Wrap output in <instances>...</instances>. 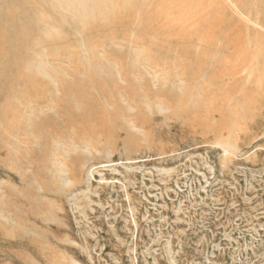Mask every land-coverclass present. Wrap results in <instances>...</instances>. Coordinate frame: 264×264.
<instances>
[{"label":"rangeland","instance_id":"obj_1","mask_svg":"<svg viewBox=\"0 0 264 264\" xmlns=\"http://www.w3.org/2000/svg\"><path fill=\"white\" fill-rule=\"evenodd\" d=\"M22 1L0 0V264H264L259 3L219 0L220 27L136 1L91 29L41 0L29 34Z\"/></svg>","mask_w":264,"mask_h":264},{"label":"bare ground","instance_id":"obj_2","mask_svg":"<svg viewBox=\"0 0 264 264\" xmlns=\"http://www.w3.org/2000/svg\"><path fill=\"white\" fill-rule=\"evenodd\" d=\"M38 1V3H37ZM41 0H23L21 3H19L18 7L20 9H26L29 12L27 13V15L29 16L30 14V18L28 21L26 20V24H22L21 23V29L22 31H26L30 28V32L31 33H38L42 31L41 28V21H43L44 16L42 14V12L39 11L38 8V4L40 5ZM46 6H47V12H50L52 14H56L58 11L63 10L66 11L69 15V17H64L66 19H63L61 16V22L62 23H66L68 21L73 22L75 25H77L79 27L80 26H84L87 28H91L94 26H105L108 24H112V23H116L119 22L120 20H127L129 19L133 13L135 12V3L136 1H140L141 4L146 1V0H42ZM156 1V0H155ZM155 1H152L155 2ZM159 1V0H158ZM231 1V0H230ZM226 2V1H225ZM256 2L259 3L260 7V12L259 14L264 15V0H256ZM159 3V2H158ZM212 7L217 5V8L214 7V15L216 17H219V21H218V25L220 24V27H222V25L226 24L225 23V17L223 16V14H221V11L219 13H216V9L219 10L220 8L222 9V4H220L219 0H161L160 4L158 8H161L159 10H161L165 16H173V18L175 19V21L178 24L181 25H187L188 21L194 19L192 16L194 15H198L200 13V11H202L203 9L205 10L206 6H211ZM251 4V3H250ZM42 5V4H41ZM224 5V4H223ZM237 5L240 6L242 9H245L246 7V3L245 0H237ZM153 6V5H152ZM42 7V6H41ZM40 7V9H41ZM45 7V6H44ZM151 8V7H150ZM45 9V8H44ZM240 9V8H239ZM241 9V10H242ZM213 10V9H212ZM248 10V9H247ZM156 11V10H155ZM46 12V14H47ZM146 13V12H145ZM225 13V12H224ZM15 14V13H14ZM45 14V16H46ZM143 14V13H142ZM160 14V13H158ZM162 14V13H161ZM163 14V15H164ZM48 15V14H47ZM150 15V14H149ZM200 15V14H199ZM227 15V14H226ZM26 15L24 14V17ZM50 16V15H49ZM58 16V15H57ZM64 16V15H62ZM141 16V15H140ZM152 16V15H151ZM157 16V15H156ZM162 16V15H161ZM145 17V16H144ZM200 17V16H199ZM233 17V16H232ZM264 17V16H263ZM19 18V17H18ZM152 18V17H151ZM155 18V16H154ZM152 18V19H154ZM160 18V17H159ZM209 18V17H208ZM20 19V18H19ZM24 19V18H23ZM53 19V16H52ZM200 19V18H199ZM216 19V18H215ZM214 19V20H215ZM16 19H14L15 22ZM157 20V17L156 19ZM198 20V19H197ZM201 20V19H200ZM206 20V19H205ZM212 20V19H211ZM230 20V18H229ZM18 21V19H17ZM22 21V20H21ZM141 21V20H139ZM148 21V20H147ZM159 21V20H158ZM20 22V21H18ZM60 22V21H59ZM149 22V21H148ZM160 22V21H159ZM193 22V21H192ZM200 22V21H199ZM227 22V21H226ZM43 23V22H42ZM49 23V22H48ZM141 24V22H139ZM143 23V22H142ZM157 23V22H156ZM203 23V22H201ZM229 23V22H228ZM50 24V23H49ZM47 24V25H49ZM122 24V23H121ZM124 24V23H123ZM128 24V23H127ZM239 24V23H238ZM56 25V24H55ZM64 27V24H62ZM66 25V24H65ZM68 25V24H67ZM67 25L65 27H67ZM73 25V24H71ZM74 25V26H75ZM143 25V24H142ZM147 25V24H146ZM145 25V26H146ZM153 25V23H152ZM156 25V24H155ZM166 25V24H165ZM169 25V24H168ZM205 25V24H204ZM44 26V25H42ZM54 26V25H52ZM59 26V25H58ZM57 26V27H58ZM110 26V25H109ZM167 26V25H166ZM175 26V25H173ZM179 26V25H178ZM201 26V24H200ZM206 26V25H205ZM216 26V25H215ZM77 27V28H78ZM97 27V28H98ZM151 27V26H150ZM190 27L191 24H190ZM195 27V26H193ZM197 27V26H196ZM195 27V28H196ZM210 27V26H209ZM24 28V29H23ZM47 28V27H46ZM161 28V27H160ZM158 28V29H160ZM162 28L165 29V27L162 26ZM199 28V27H198ZM20 29V30H21ZM92 29V28H91ZM94 29V28H93ZM230 26H229V30H230ZM7 30V29H6ZM145 30V29H144ZM162 30V29H161ZM171 30V29H170ZM169 30V31H170ZM183 30V29H182ZM199 30V29H198ZM197 30V31H198ZM212 30H213V26H212ZM217 30V29H216ZM10 31V30H9ZM29 31V30H28ZM27 31V32H28ZM146 31V30H145ZM152 31V30H151ZM154 31V30H153ZM160 31V30H159ZM174 31V30H172ZM170 31V32H172ZM194 31V30H193ZM209 31L211 32V30L209 29ZM221 31V29L219 30ZM223 31V30H222ZM87 32V31H86ZM166 32V31H165ZM169 32V33H170ZM192 32V31H191ZM195 32V31H194ZM230 32V31H229ZM240 34L242 32L238 31ZM174 32H172L173 34ZM187 33V32H186ZM223 35H221V38L223 39V41H225L226 43L231 42V39L229 37L228 34H232L230 33H226V32H221ZM12 34V33H11ZM148 34V33H147ZM146 34V36H147ZM153 34V33H152ZM157 34V33H156ZM193 35V33H191ZM234 34V33H233ZM53 35V34H52ZM154 35V34H153ZM185 35V34H184ZM12 36V35H11ZM63 36V35H62ZM209 36V35H208ZM220 36V35H219ZM51 37V36H50ZM57 37V34H56ZM194 37V36H193ZM196 37V36H195ZM211 37V35H210ZM209 37V39H210ZM2 38V37H1ZM4 38V37H3ZM147 38V37H146ZM197 38V37H196ZM215 38V37H214ZM218 38V37H217ZM193 39V38H192ZM195 39V38H194ZM208 39V40H209ZM2 41H4V39H1ZM215 40V39H214ZM213 40V42H214ZM234 42L236 43V40L233 37ZM6 41V40H5ZM4 41V42H5ZM46 41V40H45ZM44 41V42H45ZM9 43V42H8ZM218 43V42H217ZM232 43V42H231ZM7 44V43H6ZM229 45V44H227ZM235 45V44H234ZM22 46V45H21ZM19 46V47H21ZM231 47V46H230ZM221 50V49H220ZM100 68V67H99ZM101 72V71H100ZM96 73V72H95ZM228 74V73H227ZM90 78H88V80L85 81H78L77 84H74V87L69 88L68 84L67 85V89L66 91V96H65V100L66 98H68V96H70V98L68 99V101L66 100V107L68 111H74V108L78 109V106L81 110L85 111V109H87L89 107V105L91 104L89 102V100L87 99V96L89 94H91L92 90L96 88V86L98 87V83H96L95 78H93V75L89 76ZM79 78V77H78ZM61 80V79H60ZM65 79H63L64 81ZM67 81V80H66ZM62 83V82H61ZM64 83V82H63ZM62 83V84H63ZM67 84V83H66ZM66 84H63L64 86ZM100 85V84H99ZM62 86V85H61ZM63 86V87H64ZM69 88V89H68ZM63 90V92H65ZM65 94V93H63ZM68 95V96H67ZM75 96L74 98L76 99V103L78 104V106L75 104V100L73 101L71 97ZM179 101V100H178ZM63 102V100L61 101V103ZM65 102V101H64ZM63 102V103H64ZM94 104H96V101L93 102ZM186 108V107H185ZM64 109L62 108V113ZM89 110V109H88ZM67 112V111H65ZM86 113V111H85ZM65 114V113H64ZM75 114V112L73 113V115ZM84 114V113H83ZM62 115V114H61ZM69 115V113H68ZM67 115V116H68ZM64 116V115H62ZM66 116V119L69 120ZM72 116V115H71ZM84 116V115H83ZM89 116V115H88ZM85 117V116H84ZM83 117V118H84ZM91 117V116H90ZM102 118V120H104L105 117L99 116ZM65 118V117H64ZM76 118V117H75ZM92 118V117H91ZM78 119V118H77ZM95 119V118H94ZM99 119V118H98ZM74 120V119H73ZM79 120V119H78ZM70 121V120H69ZM75 121V120H74ZM84 122V121H83ZM87 122V121H86ZM90 123V121H89ZM81 124V123H79ZM85 124V123H83ZM47 125V124H46ZM89 125V124H88ZM85 127V126H84Z\"/></svg>","mask_w":264,"mask_h":264}]
</instances>
